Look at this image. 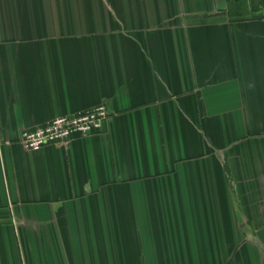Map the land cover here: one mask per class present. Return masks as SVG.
Returning <instances> with one entry per match:
<instances>
[{"label":"crops","instance_id":"1","mask_svg":"<svg viewBox=\"0 0 264 264\" xmlns=\"http://www.w3.org/2000/svg\"><path fill=\"white\" fill-rule=\"evenodd\" d=\"M0 264H264V0H0Z\"/></svg>","mask_w":264,"mask_h":264},{"label":"built area","instance_id":"2","mask_svg":"<svg viewBox=\"0 0 264 264\" xmlns=\"http://www.w3.org/2000/svg\"><path fill=\"white\" fill-rule=\"evenodd\" d=\"M109 116L110 109L103 104L73 116L57 117L45 126L25 129L21 134V144L31 151H39L49 145H67L76 138L102 132Z\"/></svg>","mask_w":264,"mask_h":264}]
</instances>
